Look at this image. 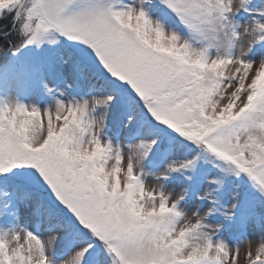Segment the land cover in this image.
I'll list each match as a JSON object with an SVG mask.
<instances>
[{"label": "snow or ice", "instance_id": "obj_1", "mask_svg": "<svg viewBox=\"0 0 264 264\" xmlns=\"http://www.w3.org/2000/svg\"><path fill=\"white\" fill-rule=\"evenodd\" d=\"M247 2L159 0L156 7L188 31L183 37L149 15L152 0L119 10L106 0H0V15L12 12L19 24L14 55L46 39L56 43L53 34L78 49L54 60L28 95L55 97L49 82L67 79L69 87L106 92L56 99L50 108L0 100V180L19 177L20 203L55 233L43 240L19 226L17 207V227L0 232V264H53L59 234L71 247L61 264H105L101 251L112 264H240L241 248L206 230L209 213L181 209L189 190L149 187L141 164L161 147L163 133L247 175L264 194V51L248 58L264 42V22L244 26L247 39L238 54L229 51L239 27L230 17ZM7 51L0 47V56ZM117 101L125 122L149 133L127 151L101 138L107 108ZM98 106L105 111L95 117ZM197 159L173 161L166 171L194 169ZM32 182L51 198L38 197ZM244 255L246 264H264V242Z\"/></svg>", "mask_w": 264, "mask_h": 264}, {"label": "rangeland", "instance_id": "obj_2", "mask_svg": "<svg viewBox=\"0 0 264 264\" xmlns=\"http://www.w3.org/2000/svg\"><path fill=\"white\" fill-rule=\"evenodd\" d=\"M113 5L117 10L126 7H140V0H124V4H120L121 0H106ZM159 0H152V7L147 8L149 15L153 19L160 20L165 24L166 27L171 28L173 31L178 32L183 37H188L189 33L182 25L173 23L172 20L165 16L161 8L156 7ZM251 3H255L251 5ZM75 7V6H74ZM9 12H5L0 15V19L7 16ZM11 13V12H10ZM264 0H248L246 5L237 11L230 19L235 25H238L237 32L238 36L233 40V48L229 51L234 53L239 52V48L242 42L247 39L246 34L243 32L244 26L250 25L253 22L261 21L264 22ZM10 15V14H9ZM12 44L7 50L11 51L22 39L19 28L16 34L13 35ZM56 43H49L46 39L40 46H30L28 48L22 49L18 54L27 68H30L36 72L37 69H44V75L47 76L54 60H57L62 54L69 53L68 49L63 44L62 40L57 34H53ZM195 39V38H194ZM202 44V42H200ZM256 49V51H254ZM264 51V42L256 45L253 51L248 54V58L252 60H258L260 58V53ZM57 70H61L60 66L56 65ZM66 73V69H64ZM39 77V76H38ZM41 78V77H40ZM27 84V90L34 83L29 80L28 73L24 69H18L12 67L4 73H0V100L17 99L25 104H34L40 108H50L55 105L56 99H72L77 100L92 99L93 97H102L106 94L104 90H93L89 94L84 93V86H72L71 80L67 79L65 82H60L57 84L55 81H51L48 84L49 88H52L56 96L53 97L49 93H45L43 98L28 95L27 91L22 92V86ZM11 85V87H9ZM62 94V95H61ZM105 109L102 107H97L93 112V116L99 117V115L104 112ZM126 108L121 102L117 101L112 103L107 108V116L104 120V126L101 129V138L107 142L112 143L114 146H119L122 151H127L129 145L136 144L142 140L148 138L149 133L143 131L142 134L137 137L134 141L129 142L127 140V135L134 131L125 122ZM118 123L120 131L122 132V139L116 141L113 138L114 128L107 129L106 124ZM165 134L161 133V139L159 143L163 141V136ZM175 147L168 154L166 163L160 167L155 168L154 163H147L148 158H158V149L154 153H150L149 157L144 160L141 164V171L143 173V180L149 187L159 186L162 190L169 193H180L184 189L189 190V194L181 201L180 207L187 214L198 213L199 215H204L209 213L204 220V223L209 227L206 229L209 232H215L219 228H223L224 233L214 240H220L226 243L229 247H240L241 256L240 264H246L245 261V251L250 246L253 249L259 246L260 243L264 242V194L261 192L254 193V200L251 206V212L253 217L246 219L245 231L243 232L237 225L236 220V207L240 203L244 194H246L250 188L243 182V178L247 179L245 174L239 176L234 173L225 170V167L221 165V162L216 161L214 158H208L205 164L197 166L196 163L194 169H189L183 172H173L167 173V168L169 164L173 161L181 162L187 159H192L197 156L198 149L190 142H174ZM205 173V180L199 181L195 180L197 173ZM19 177H12L5 180L3 183V188L0 189V232L10 231L17 227V222L13 214V210L17 207L19 208V226L26 228L29 231L37 233L41 239L47 240L49 236L55 233L46 230L47 225L36 224L31 220V215L28 207L25 204L20 203V194L11 195L10 189L12 188V180L16 181ZM218 182V183H217ZM34 185L39 188V190H33L36 195L42 199H47L44 189L46 186L37 184ZM193 187V189H191ZM215 190V191H213ZM210 195L201 199L205 194ZM12 200H15L13 203ZM13 203V204H12ZM235 206V207H234ZM215 208V211L211 209ZM229 213L231 218L226 217L225 213ZM9 214L11 219L6 221V217ZM260 219H256V215ZM238 216V215H237ZM62 234L57 235V242L51 250V258L53 264H61L63 260H66L68 256L61 257L63 249V244H65ZM58 255V256H57ZM102 256L104 258L105 264H112L111 257L103 251Z\"/></svg>", "mask_w": 264, "mask_h": 264}, {"label": "trees", "instance_id": "obj_3", "mask_svg": "<svg viewBox=\"0 0 264 264\" xmlns=\"http://www.w3.org/2000/svg\"><path fill=\"white\" fill-rule=\"evenodd\" d=\"M13 17L14 13L9 12L7 16L0 19V47L6 50L12 44V37L16 34V31L19 28L18 23L14 24Z\"/></svg>", "mask_w": 264, "mask_h": 264}]
</instances>
